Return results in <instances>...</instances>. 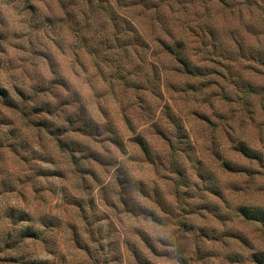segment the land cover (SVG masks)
Returning <instances> with one entry per match:
<instances>
[{"label": "rangeland", "instance_id": "1", "mask_svg": "<svg viewBox=\"0 0 264 264\" xmlns=\"http://www.w3.org/2000/svg\"><path fill=\"white\" fill-rule=\"evenodd\" d=\"M29 2L0 0V88L17 102L11 108L0 98V264L32 256L48 264H118L117 247L126 257L119 264H136L127 240L157 264H181L179 256L193 251L187 263L229 264L236 255L255 264L264 226L236 210L264 209V0H186L184 10L173 8L198 35L190 34L189 51L200 57L192 56L201 60L199 76L183 74L150 29L143 31L150 50L134 42L131 62L101 61L73 17L89 9L85 0ZM103 7L96 13L105 15ZM117 11L150 14L143 6ZM87 27L107 30L99 22ZM117 65L128 71L113 79ZM170 116L181 120L187 139L177 138ZM178 165L188 186L177 183ZM41 219L57 225L47 241L17 243L22 227ZM162 238L173 246L160 245ZM107 255L113 260L105 263Z\"/></svg>", "mask_w": 264, "mask_h": 264}, {"label": "trees", "instance_id": "2", "mask_svg": "<svg viewBox=\"0 0 264 264\" xmlns=\"http://www.w3.org/2000/svg\"><path fill=\"white\" fill-rule=\"evenodd\" d=\"M25 2L31 4L29 0H25ZM85 2L89 9H86V11H84L85 9L81 8L77 13H73L75 14L73 17L77 20V28L80 34L83 35V37H81V39L83 40V44L89 46L92 50H94L97 53V57L101 58V61L105 59L112 61V58H116V61L124 59L126 60V63L129 62L130 52L132 51L134 42L137 46H142L143 48H145V50H150L149 42L145 38V33L143 32L145 29H150L159 31V34L153 37V42L157 43L159 48L165 51L166 54L172 56V58L177 63L178 68H180L179 70H182L181 72L183 74L191 76H199L202 74L203 67L199 64L201 60H196V57H200L197 56V54L191 55L189 51L190 34L195 36V31H193V28L187 23L185 14L180 13V10H177V12L173 13V8L175 7H177V9L181 8V10H184L187 4L186 0H85ZM166 2H169L170 8L168 12H162L161 9L166 4ZM102 4L105 6L103 7V13L105 12V15H102V13H96L95 7L97 5L101 6ZM33 5L34 4L32 3V5H29V7H27L28 10L31 9V12L32 8L35 9V5ZM137 6H143L146 10H150V14H123L117 11V9H119L120 7L129 8L130 10H132ZM152 9H155V11L152 12ZM68 14L70 13H67V15ZM78 14H80V18L78 17ZM96 22L103 23L107 27V30L105 29V31H102L101 33L86 31V29L88 28V23L95 24ZM199 23L200 22H198L197 24ZM201 27L202 25L197 26V29H199L198 31L203 32L204 28ZM207 33L213 36L212 31H208ZM88 34L92 35L89 36ZM196 36L198 37V35ZM86 37L90 38L91 42L89 44H87L88 41L87 43H85V39L88 40ZM192 56H196L195 59H193ZM227 60H231V58ZM100 65L101 62L98 65L100 75H105L106 72L103 69H106V66L102 68ZM122 66L117 65L115 67H111V71L114 74L111 76L113 79L118 78L117 74L120 75L121 73L128 71L126 67L122 68ZM125 66L127 65L125 64ZM108 69L110 70V68ZM152 69L153 71H155V75L157 76L158 67L152 64ZM144 82L148 83L147 78H145ZM0 98L3 99L4 102H6V104L11 108H14V105L17 104L16 99L13 98L11 92L5 89V87L0 88ZM169 118L173 121L172 123L177 131V138L184 140L187 139L188 136L183 124L181 123V120L175 116H170ZM136 142L142 148V151L145 153L147 159L151 162H154L155 159L153 157L151 147L145 140V138L143 136H137ZM241 152L246 156L252 157L254 159L257 157V154L255 152L250 151L246 148L242 149ZM172 165H175L174 162ZM226 166L229 167L230 165ZM175 173L178 175V184H180L181 182H185L184 186L189 185L190 179L186 174V169L182 165L177 166ZM217 190L218 189H212L211 192L217 195L216 192H219ZM156 196H158L157 193ZM219 197L221 198V196ZM158 202L160 204V198L158 199ZM163 207H165L164 204ZM236 211L239 216L247 220L261 223L264 226L263 208L241 205L237 208ZM20 221L31 222L32 220L20 219ZM39 222V226L37 227L34 224H31L30 226H23L19 233L20 236L17 240V243L23 245L28 241H31L32 243L46 242L48 235L46 231L52 229L54 230L57 225L55 223L48 222L46 219H41L39 220ZM152 222L155 223L156 219H152ZM184 226L185 228L188 227L187 223ZM42 227L44 229H42ZM74 230L75 229H73V231ZM137 236H139L141 243L146 247V249L151 252V255L160 259V256L155 251L156 248L154 247L153 243L150 242L147 234L138 232ZM172 237L175 238L174 235ZM158 242L162 246H173L172 244L167 243V241L163 238ZM126 246L129 261L132 260L136 264H157L153 259L148 258L144 255L141 244L127 240ZM117 248L120 253L117 254L116 257H114V260L113 258L108 260L109 256L107 255L105 257V263L113 260V263L116 262L119 264L123 263L126 260L125 255L122 253V248ZM195 254L196 253H194V251L190 254L184 253L179 256V262L181 264H190L189 262L193 260L192 258ZM188 258L190 261L187 263ZM200 258L201 255L196 259L199 260ZM251 260L255 264H264V252L252 253ZM227 261L229 264H242V261L239 260L236 255H230L229 257H227ZM24 264H48V261H44L41 258L32 256Z\"/></svg>", "mask_w": 264, "mask_h": 264}]
</instances>
